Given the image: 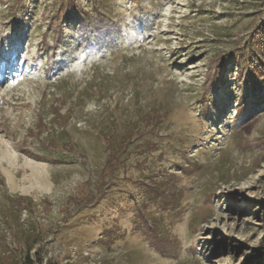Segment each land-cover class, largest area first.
Wrapping results in <instances>:
<instances>
[{
  "label": "rangeland",
  "instance_id": "rangeland-1",
  "mask_svg": "<svg viewBox=\"0 0 264 264\" xmlns=\"http://www.w3.org/2000/svg\"><path fill=\"white\" fill-rule=\"evenodd\" d=\"M67 1L0 0V264L257 259L264 0Z\"/></svg>",
  "mask_w": 264,
  "mask_h": 264
},
{
  "label": "trees",
  "instance_id": "trees-1",
  "mask_svg": "<svg viewBox=\"0 0 264 264\" xmlns=\"http://www.w3.org/2000/svg\"><path fill=\"white\" fill-rule=\"evenodd\" d=\"M80 7H78L75 0H68L67 4L65 6V14L64 16L68 19H72L73 14L79 12ZM261 15L264 17V9L261 12ZM15 19H13V22H15V27L17 28L20 25V22L18 18L15 16ZM21 20V19H20ZM18 29V28H17ZM16 29V30H17ZM20 34H18V37H20ZM249 56L248 60L246 62V65L248 66L250 73V77L246 74H244L246 77L249 78L250 83H262V80H258V77L264 76V19L261 22V24L257 27L255 35L251 38V43L248 44ZM51 66V65H50ZM257 77V78H256ZM214 79V78H213ZM209 83H211L212 87L216 83V78ZM210 85V86H211ZM212 87H208L209 90L212 89ZM208 90V89H207ZM29 155L35 156L32 153L28 152ZM153 240V238H151ZM259 257L256 259H253L249 264H258L261 259L264 256V251H258ZM41 264V262L39 263Z\"/></svg>",
  "mask_w": 264,
  "mask_h": 264
}]
</instances>
